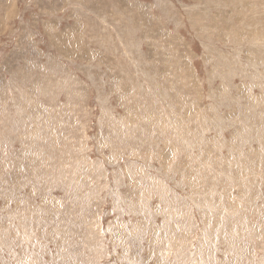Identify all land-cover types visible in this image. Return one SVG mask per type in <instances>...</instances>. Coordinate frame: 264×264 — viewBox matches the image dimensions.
Returning <instances> with one entry per match:
<instances>
[{
	"label": "rangeland",
	"instance_id": "obj_1",
	"mask_svg": "<svg viewBox=\"0 0 264 264\" xmlns=\"http://www.w3.org/2000/svg\"><path fill=\"white\" fill-rule=\"evenodd\" d=\"M0 264H264V0H0Z\"/></svg>",
	"mask_w": 264,
	"mask_h": 264
}]
</instances>
